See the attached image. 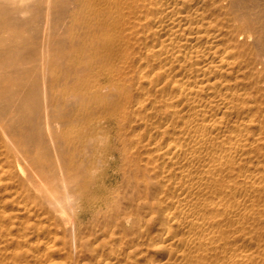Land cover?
Segmentation results:
<instances>
[{
  "label": "bare ground",
  "instance_id": "1",
  "mask_svg": "<svg viewBox=\"0 0 264 264\" xmlns=\"http://www.w3.org/2000/svg\"><path fill=\"white\" fill-rule=\"evenodd\" d=\"M30 1L0 8L23 20ZM41 1L36 50L0 56V83H30L0 108L2 256L61 264L50 230L74 229L77 201L62 154L97 152L114 119L122 179L106 197L108 230L86 244L74 234L76 254L88 251L71 264H264V4ZM54 46L80 59L51 68ZM17 123L29 130L20 139Z\"/></svg>",
  "mask_w": 264,
  "mask_h": 264
},
{
  "label": "rangeland",
  "instance_id": "2",
  "mask_svg": "<svg viewBox=\"0 0 264 264\" xmlns=\"http://www.w3.org/2000/svg\"><path fill=\"white\" fill-rule=\"evenodd\" d=\"M33 1H34V3H33ZM30 3H31V10H30L29 14H31V15L27 14V17L25 16L23 18V20H21L19 17H12V19L9 20V17L0 8L2 10V11L0 10V56L5 55L9 51L16 52L20 49L21 50L23 49L22 51H25V53H30V52H33L36 50V48L38 46V44H37L38 41L35 38L42 35V33H43V29H41L42 24L39 20L42 16L41 14H43L42 1L41 0H31ZM260 3L264 4V0L263 1L260 0ZM38 14L40 15V16H38L39 18L37 17ZM36 19L38 20V24H35V23H37ZM14 20H15V22H14ZM32 25L33 26L35 25L36 27L40 25L41 28L37 27V29H36L34 27L35 30H37V32L32 31V29H34ZM31 26H32V29H31ZM27 28H29V29H27ZM39 29H41V30H39ZM34 33H35V36L37 35L36 37L33 36ZM51 36H53V35H51ZM17 38H18V40H17ZM19 39L21 40L20 42H19ZM23 39L25 40V43H22L24 41ZM16 42H19V43L17 44ZM22 45H24V46L22 47ZM20 47H22V48H20ZM25 47H28V48H25ZM22 53H24V52H22ZM79 59L80 58L78 57V53L76 52V50L74 48L67 47L64 50H58L57 47L54 46L53 51L51 52V56H50V66H51V68H62L63 70H68L70 65L76 64ZM14 62L18 63V61H14ZM30 65L32 66V64H28L26 67L27 68L31 67ZM12 70H14V68ZM31 81H33V79ZM28 84H30V83H28ZM28 84L26 85L25 82H19L17 80H7V79L1 80V83H0L1 99L0 100L3 103L2 102L0 103V108L2 107L1 105H5L4 103H6V102L4 99L7 98L8 96H11V97L14 96L15 98H17L18 96L20 97L21 95H23L25 89L27 90L29 88ZM17 102L18 101H15V102H12V104H11V106L13 108H15L16 110L20 108V102H18V103ZM111 124H112V126H111ZM116 125L117 124H116V122H114V119H110L109 122H107L104 125V127L102 128V131L105 134V139L102 141L103 143L101 142L102 144L100 143V146L98 149V151L100 153L98 151L94 152L95 150L92 147H89L86 151L85 150L81 151V150L76 149V147L73 145H67L65 147V151L62 154V159L64 161V166H65V175H66L67 179L69 180L71 191L73 190L72 192L75 196L73 200L74 201L77 200L75 202H72L71 208H69V211H70L69 213L71 214L72 219L75 221V227H74V229L73 228L67 229L64 226H57L56 228H53V230L52 229L50 230V228H48L47 225H45V227H44V230L47 233L52 231V234H53L54 231H56V232L58 231L56 234L57 239L55 240L54 248H55V252H56L55 257H56L58 262H61V264H71L72 262H70V260L73 261V260H77L78 258L81 259L80 262L82 263L83 258L87 255L88 250L86 248L82 249L84 251V252H82V254L80 252H77V254H76L74 246H73V242H72L74 234L77 236L80 235L81 240H83V244H86V243H92L94 241L95 235L100 233V231L102 232V230H103V232L105 233L108 230L107 225L109 223L110 218H109V213L106 209L107 204H108V199H106V197L108 195L111 196V192H113V190H115V188L118 187V185L122 179V173H121L122 160H121V156H119L120 155V145H119V137H118L119 136L118 135V127H116ZM16 127L18 129L17 130V139L23 138L24 136L27 135L29 130H28V126L26 123H17ZM110 127H112V128H110ZM107 136H108V139L106 138ZM109 140H110V142H109ZM101 148H103V149H101ZM96 153L100 154V155H97ZM81 154H82V156H81ZM81 157H83V158H81ZM95 157L96 158L99 157L98 159L101 161H99V163H97V159ZM91 158H92V160H91ZM94 158L96 161L94 160ZM46 163L47 162L44 161V159L40 158L39 160H36L34 165L38 166V167L43 166V165L47 166ZM86 163L88 166H86ZM107 163H109V164H107ZM97 165H99V166H97ZM114 183L116 185L117 184L118 185L116 186ZM90 191H92V192H90ZM93 192L94 193L97 192L96 193L97 195L94 194ZM83 193L85 194V196ZM87 193H89V194H87ZM100 197H101V199H100ZM91 198H92V200H91L92 202L89 201V199H91ZM96 198H98V199H96ZM93 199L96 201H94ZM96 206H98V207H96ZM14 207L16 208V205ZM77 209H78V211H77ZM96 210H97V212H96ZM91 214H94V215H91ZM105 215H106V217H105ZM93 217H94V219L96 218L95 221H93L94 220ZM103 220L105 223L103 222ZM95 225L98 228L100 227V229H98ZM102 227H103V229H102ZM82 229H83V231H82ZM105 229H106V231H105ZM64 234H65V236H64ZM54 236H52V238ZM84 238L87 240H85ZM90 241H92V242H90ZM2 245L0 244V246H2ZM58 247H61V248L58 249ZM1 248L4 249V245ZM67 248H68V250H66ZM1 252H0V255L2 256ZM1 256H0V259H2L3 262H2V260H0V264H3V263L4 264L9 263L10 264V262L12 264H14L12 262L13 261L12 258L9 257V258L5 259V256H2L3 258H1ZM69 258H70V260H69ZM9 260H10V262H9ZM61 260L62 261L64 260L65 262L64 261L62 262ZM66 261H68V262H66Z\"/></svg>",
  "mask_w": 264,
  "mask_h": 264
}]
</instances>
